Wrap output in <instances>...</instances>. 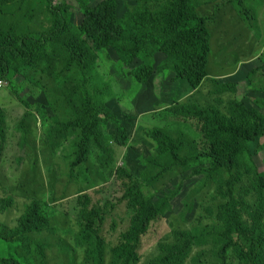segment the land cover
<instances>
[{
  "label": "rangeland",
  "instance_id": "374dc122",
  "mask_svg": "<svg viewBox=\"0 0 264 264\" xmlns=\"http://www.w3.org/2000/svg\"><path fill=\"white\" fill-rule=\"evenodd\" d=\"M31 1L16 22L39 15L38 23L33 25L38 32L46 30L49 21L43 17V0ZM101 1L89 0L92 5ZM64 2L71 6V24L78 26L83 19L78 3L55 0L54 4ZM241 2V5L239 0L198 2L210 35L207 64L210 79L205 80L198 91L191 90L182 80L175 81V61L159 51L156 38L131 24L126 25L125 35L134 42V47L138 46L137 58L132 57V49L113 48L108 52L94 49L92 60L80 68L55 45L48 44L22 75L0 78V118L4 134L0 154V200L8 195L16 200L9 214H0V232L15 224V218L29 198L44 201L50 217L49 227L36 235L43 251L33 255V251L26 253L27 258L32 255L31 264H89L86 261L88 246L78 244L82 225L77 216V197L83 194L107 205L103 227L104 259L105 264H110L114 244L129 219L125 202L121 201L124 197L120 188L122 182L115 176L118 167L126 168L139 179V189L145 198L154 204L165 202L167 205L164 217L154 222L143 237L138 264L149 263L160 249L158 242L162 239L170 242L174 230L190 232L197 224L196 217H200L207 206L222 209L226 203V183L238 169L243 172V161L237 167L207 156L206 150L210 149L197 126L179 116L176 108L199 100L228 111L229 103L236 100L264 115V0ZM118 3L120 17L124 19L133 3L130 0H118ZM78 35L94 47L81 32ZM144 58L153 63L155 73L146 84H140L136 76ZM211 80L234 83L238 91L210 98L214 91ZM12 88L23 90L20 96L32 110L14 95ZM87 97L103 105L112 117H102L82 154L79 144L83 133L75 124V109ZM119 127L125 128L129 135L126 147L111 140ZM150 129L175 134L181 131L193 140L186 149L192 151L187 171L175 167L161 174L164 166L173 164L169 158L152 168L155 147L145 135ZM261 137L252 138L249 133L240 150H249L256 168L264 172V137ZM109 154L114 159L112 172L102 160ZM142 172L149 173L153 185L147 184L146 175L140 177ZM235 191L237 196H243L239 188L235 187ZM248 199L254 201L255 197L252 194ZM110 203L114 206H109ZM2 247L0 244V251ZM193 259L196 260L195 255ZM185 264L194 262L188 259Z\"/></svg>",
  "mask_w": 264,
  "mask_h": 264
},
{
  "label": "trees",
  "instance_id": "16d2710c",
  "mask_svg": "<svg viewBox=\"0 0 264 264\" xmlns=\"http://www.w3.org/2000/svg\"><path fill=\"white\" fill-rule=\"evenodd\" d=\"M130 1L133 4L129 6L126 18L122 19L118 0H102L96 5H92L89 0H76L83 19L75 26L71 24L70 5L43 0V17L49 21V27L38 32L35 26L39 15L30 16L22 23L16 22L24 12V7H30L31 0H0V78L13 79L22 75L38 58L39 51L48 44L55 45L71 63L78 64L80 68L92 60L94 49L101 52H108L113 48L132 49V57L137 58L138 46L134 47V42L125 35L126 25L131 24L156 38L159 51L175 61L174 80H182L191 90L198 91L204 81L210 79L207 73L210 35L207 19L200 12L199 0ZM241 1L243 0H239L240 5ZM13 7L14 10L10 9ZM79 32L94 47L79 36ZM154 73L153 63L144 58L136 79L138 83L146 84ZM210 82L214 87L210 98L238 91V85L234 83L225 84L217 80ZM19 87L22 85L15 89L18 90ZM12 91L32 110V106L23 102L20 96L23 90L15 91L12 88ZM227 109L228 111L222 110L211 102L204 104L199 100L192 105L176 108L179 116L193 121L197 126L210 149L206 150L209 152L207 156H214L221 164L237 167L243 161V172L238 169L227 181L226 203L222 209L215 210L212 206H207L202 215L196 217L197 224L190 232L174 230L171 232L170 242L160 240L159 251L147 264H185L188 259L194 264H264V172L256 168L249 150H240L249 133L252 138L264 137V115L254 107L236 100L230 102ZM75 117V124L83 133V140L79 144L83 154L102 117L112 116L103 105H98L87 97L82 105L76 107ZM2 126L0 118V154L4 146ZM145 135L155 147L152 158L156 159L152 168L169 158L173 160V164L164 166L161 174L172 171L175 167H182V172L188 170L187 163L192 160V151L186 149L191 147L193 140L185 133L150 129ZM111 140L120 147H126L129 135L125 128L119 127ZM82 154L80 159H83ZM183 154L186 156L181 157ZM105 157L108 158H103V163L112 172L113 156L109 154ZM118 168L115 176L122 182L120 188L124 197L121 201L125 202L129 219L114 244L110 264H138L142 257L143 237L154 222L164 217L167 205L165 202L154 204L145 198L139 189V179L134 178L126 168ZM142 174L147 176V184L153 185L149 173L142 172L140 177ZM235 187L240 189L243 196H237ZM252 194L254 201L248 199ZM77 201V216L82 225L78 244L88 246L86 261L89 264H105L106 238L103 227L107 219V205L88 194L77 197ZM15 205L13 196L2 198L0 214H9ZM109 206L114 205L110 203ZM49 224L46 203L36 198L27 199L21 214L15 218V224L7 231L0 232V244L3 246L0 264H31L30 257L43 251V245L36 235L45 231ZM30 251L33 253L27 258L26 253ZM194 255L196 260L193 259Z\"/></svg>",
  "mask_w": 264,
  "mask_h": 264
},
{
  "label": "built area",
  "instance_id": "2783aa9c",
  "mask_svg": "<svg viewBox=\"0 0 264 264\" xmlns=\"http://www.w3.org/2000/svg\"><path fill=\"white\" fill-rule=\"evenodd\" d=\"M2 85V83H0V86Z\"/></svg>",
  "mask_w": 264,
  "mask_h": 264
}]
</instances>
